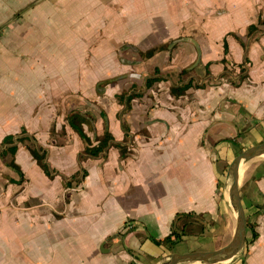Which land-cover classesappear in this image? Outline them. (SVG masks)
Returning <instances> with one entry per match:
<instances>
[{
    "label": "crops",
    "instance_id": "crops-1",
    "mask_svg": "<svg viewBox=\"0 0 264 264\" xmlns=\"http://www.w3.org/2000/svg\"><path fill=\"white\" fill-rule=\"evenodd\" d=\"M263 22L264 0H0V143L25 129L53 172L19 145L23 181L11 183L19 178L0 156V264H160L170 244L150 239L168 236L182 213L198 223L180 240L226 245L227 166L264 141ZM17 52L25 65L9 76ZM225 68L247 77L232 85ZM123 90L136 95L117 101ZM71 112L92 144L107 131L129 154L109 147L79 161L86 143ZM243 165L239 196L257 238L242 264H264V156Z\"/></svg>",
    "mask_w": 264,
    "mask_h": 264
},
{
    "label": "trees",
    "instance_id": "trees-1",
    "mask_svg": "<svg viewBox=\"0 0 264 264\" xmlns=\"http://www.w3.org/2000/svg\"><path fill=\"white\" fill-rule=\"evenodd\" d=\"M264 30V22L263 23H259ZM256 26H250L248 31L249 33H252L256 30ZM162 48H158V49H151L149 51H147L145 54H143V57L148 58L150 56H152L157 50H161ZM227 51V47H226V43L225 41H223V52L224 54ZM220 63L224 64L225 60L221 59ZM210 63H207L206 67H208ZM242 70V68H240ZM243 71V70H242ZM185 71L181 72V75L184 74ZM208 74V71H206L205 76ZM223 77H225V74H223ZM247 76H243L239 78V82H242L243 80H245ZM157 78H150L146 80V87L148 88L150 86L151 83L157 81ZM109 81H105L103 83H108ZM191 82H189L190 84ZM232 84V83H230ZM235 84V83H233ZM232 84V85H233ZM191 85V84H190ZM187 89V84L184 85H178L176 87H171L170 88V94L172 96H179L181 95L183 92H185V90ZM125 96V95H124ZM129 100L128 98H126V101ZM69 113V117L67 118V123L70 126V128L76 132L78 134V136L85 141L86 145L85 148L83 150V152L79 155V161L83 160L85 158H95L98 157L100 154L105 153L107 151V149L109 147H114L118 150L119 152V156L120 158H125L128 154H129V150L126 144L123 143H117L113 140V138L111 137V135L109 134V132L105 131L103 134L102 138H94V142L95 144H92L91 140L88 139L84 134L82 129L73 122V119H77L78 121H82L84 118L83 116H78L75 115V113ZM125 130V132L127 131L125 128H123ZM53 133H51L52 135ZM64 131L61 130L59 133V136H63ZM22 146L23 148H25L31 158L36 162V164L38 165V167L43 171V173L49 178L52 179L53 178V172L51 171L47 160H46V151L43 147H41L36 139L34 138V136L28 134L25 129H21L19 134L17 135H9V136H5L1 143H0V148H1V153L0 156L3 159V161L6 163V165L18 176V180L14 181V180H10L11 183H15V184H20L23 180V175L19 169V167L15 164L14 161V155L18 149V146ZM84 172H82L81 174H76L73 175L71 177L70 180L64 182V186L65 187H70L71 186V182H76L78 183L80 181L81 178L84 177ZM182 222L181 224V228H177L176 230V224ZM186 222V223H185ZM198 223V216L194 215V214H177L171 224V231L169 233L168 236L164 237L161 240H155L153 238L150 239V241L160 247H165L168 244H173L176 241L180 240L181 237L183 236H188V235H192L193 233H195V230H190L188 229L189 225H193ZM197 227V226H196ZM246 228L249 232V237L246 239V244H250L252 243L256 238H257V233L256 231L253 229V227L250 224H246ZM124 230V228L121 229V233ZM200 230H202V227H200ZM130 229L126 230V232H129Z\"/></svg>",
    "mask_w": 264,
    "mask_h": 264
},
{
    "label": "water",
    "instance_id": "water-1",
    "mask_svg": "<svg viewBox=\"0 0 264 264\" xmlns=\"http://www.w3.org/2000/svg\"><path fill=\"white\" fill-rule=\"evenodd\" d=\"M261 156H264V141L240 151L227 166L224 187L235 216L230 241L212 251L170 254L160 264H222L232 262L243 254L246 246V219L239 196V169L246 162Z\"/></svg>",
    "mask_w": 264,
    "mask_h": 264
},
{
    "label": "rangeland",
    "instance_id": "rangeland-1",
    "mask_svg": "<svg viewBox=\"0 0 264 264\" xmlns=\"http://www.w3.org/2000/svg\"><path fill=\"white\" fill-rule=\"evenodd\" d=\"M32 46V44H31ZM162 47H165V46H160L159 48H162ZM35 51H37L38 49V44L35 45ZM22 56V52H17L16 54V59H13L12 61H9V76H13V74H11L12 72L16 71L17 69H20L21 67H23V65H25V58H21ZM144 59V58H143ZM225 70L229 73H235L234 70L232 68H230L229 70H227L225 68ZM243 70V71H242ZM242 70L240 69L239 70V73H235L237 77H230L227 73L225 74V78L226 81L230 82V83H238L239 82V78L240 77H243L245 76V69L242 68ZM19 71V70H18ZM17 72V71H16ZM186 73V72H185ZM16 75V74H15ZM232 76V74H231ZM210 81L208 80L207 82L203 83V84H209ZM192 86L194 88H200L201 85L198 84L197 82L194 84H192ZM125 95V96H124ZM136 94L134 92H129V91H125L123 90L122 92H120V94H117L115 96V99L117 101L119 100H125L126 98H128L129 100L132 99ZM64 135V134H63ZM65 138L64 136H60L59 139H55L54 142L59 145L60 142H64ZM11 170V169H10ZM16 177H18L16 175ZM224 246L222 243H218L215 244V243H212V242H205V244L199 242L197 239L195 238H185L183 240H180V241H177L173 244H171L169 247V249L171 250L172 254H175L177 251H182L183 252H177V253H188V252H199V251H212V250H215V249H218L220 247ZM185 250H188V251H185ZM243 256L244 254L239 257L238 261H233V263H236V264H242L243 263ZM196 264H200V263H196ZM222 264H230L229 262L227 263H222Z\"/></svg>",
    "mask_w": 264,
    "mask_h": 264
},
{
    "label": "bare ground",
    "instance_id": "bare-ground-1",
    "mask_svg": "<svg viewBox=\"0 0 264 264\" xmlns=\"http://www.w3.org/2000/svg\"><path fill=\"white\" fill-rule=\"evenodd\" d=\"M244 166V165H243ZM234 228V227H233Z\"/></svg>",
    "mask_w": 264,
    "mask_h": 264
}]
</instances>
